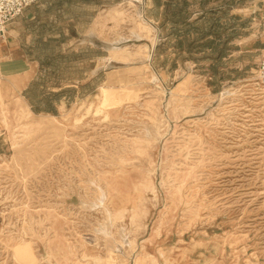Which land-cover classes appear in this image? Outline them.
I'll use <instances>...</instances> for the list:
<instances>
[{
    "label": "rangeland",
    "instance_id": "374dc122",
    "mask_svg": "<svg viewBox=\"0 0 264 264\" xmlns=\"http://www.w3.org/2000/svg\"><path fill=\"white\" fill-rule=\"evenodd\" d=\"M262 22L264 0H37L15 19L0 264H264Z\"/></svg>",
    "mask_w": 264,
    "mask_h": 264
},
{
    "label": "built area",
    "instance_id": "2783aa9c",
    "mask_svg": "<svg viewBox=\"0 0 264 264\" xmlns=\"http://www.w3.org/2000/svg\"><path fill=\"white\" fill-rule=\"evenodd\" d=\"M37 0H0V42L6 39L9 25L23 12L34 5ZM261 55L256 70V81L264 86V22L261 25Z\"/></svg>",
    "mask_w": 264,
    "mask_h": 264
},
{
    "label": "crops",
    "instance_id": "0c3cea01",
    "mask_svg": "<svg viewBox=\"0 0 264 264\" xmlns=\"http://www.w3.org/2000/svg\"><path fill=\"white\" fill-rule=\"evenodd\" d=\"M30 84H31V83H28V84H27L26 89L29 88ZM59 103H60V102H59ZM29 106L32 108V104H31V103H29ZM55 106H56V105H55Z\"/></svg>",
    "mask_w": 264,
    "mask_h": 264
},
{
    "label": "trees",
    "instance_id": "16d2710c",
    "mask_svg": "<svg viewBox=\"0 0 264 264\" xmlns=\"http://www.w3.org/2000/svg\"><path fill=\"white\" fill-rule=\"evenodd\" d=\"M45 111L49 112V111H51V110H45Z\"/></svg>",
    "mask_w": 264,
    "mask_h": 264
}]
</instances>
